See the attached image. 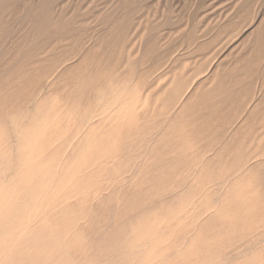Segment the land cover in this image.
I'll list each match as a JSON object with an SVG mask.
<instances>
[{
  "label": "rangeland",
  "instance_id": "374dc122",
  "mask_svg": "<svg viewBox=\"0 0 264 264\" xmlns=\"http://www.w3.org/2000/svg\"><path fill=\"white\" fill-rule=\"evenodd\" d=\"M262 28L264 0H0V188L5 192L0 191V247L6 248H0V264H131L140 252L138 264H146L145 257L147 264H264V44L253 43ZM17 152L31 159L24 161ZM34 202L39 210L32 207ZM141 205H150V213ZM33 208L39 213L29 220ZM167 209L176 216L162 222L171 216ZM98 214L101 220L95 224ZM148 215L155 221L141 228L139 222ZM114 218L121 222H112ZM52 222L62 237L60 230L73 228L67 231L71 234L63 231L65 244L53 234ZM151 222L167 228L159 233ZM133 223L142 232L137 236L146 230L150 234L137 239ZM4 229L14 235H5ZM36 232L44 234L39 238ZM101 235L118 245L108 239L102 243ZM135 237L140 242L131 240ZM176 241L181 243L174 245ZM157 247L162 251H157L158 258ZM16 250L17 256L24 252L19 261L14 260ZM4 257L10 261L5 263ZM62 257L66 259L59 261Z\"/></svg>",
  "mask_w": 264,
  "mask_h": 264
},
{
  "label": "bare ground",
  "instance_id": "6f19581e",
  "mask_svg": "<svg viewBox=\"0 0 264 264\" xmlns=\"http://www.w3.org/2000/svg\"><path fill=\"white\" fill-rule=\"evenodd\" d=\"M33 34H34V33H33ZM108 44H109V43H108ZM155 60H156V59H155ZM42 62H43V61H42ZM55 66H56V65H55ZM51 69H52V66H51ZM52 71H53V70H52ZM58 71H59V70H58ZM57 75H58V74H57ZM87 76H89V75H87ZM53 78H54V77H53ZM85 82H86V80H85ZM91 83H92V82H91ZM48 84H49V83H48ZM82 85H83V84H82ZM86 86H87V84H86ZM92 86H93V85H92ZM45 88H47V87L45 86ZM43 90H44V89H43ZM43 90H42V91H43ZM45 90H46V89H45ZM103 92H104V91H103ZM106 93H107V92H106ZM79 95H80V94H79ZM0 96H1V95H0ZM85 96H86V95H85ZM107 96H108V95H107ZM115 96H116V95H115ZM117 96H118V95H117ZM112 97H113V96H112ZM40 98H41V97H40ZM37 99H39V98H37ZM110 99H111V98H110ZM34 100H35V99H34ZM54 100H55V99H54ZM80 100H81V99H80ZM101 100H102V99H101ZM36 101H37V100H36ZM95 101H96V100H95ZM34 102H35V101H34ZM47 103H48V102H47ZM103 103H104V102H103ZM106 103H108V102H106ZM45 104H46V103H45ZM33 105H34V104H33ZM31 106H32V105H31ZM31 106H30V107H31ZM90 106H91V105H90ZM33 107H35V106H33ZM91 107H92V106H91ZM103 107H105V106H103ZM103 107H102V108H103ZM41 108H42V107H39V109H41ZM95 108H96V107H95ZM37 110H38V109H37ZM47 110H48V109H47ZM28 111H29V110H28ZM28 111L26 112V114L29 113ZM30 111H31V110H30ZM34 111H35V110H34ZM76 111H77V110H76ZM105 111H106V110H105ZM79 112H81V111H79ZM101 112H102V111H101ZM21 113H22V112H21ZM37 113H38V112H37ZM43 113H44V112H43ZM81 113H82V112H81ZM26 114H25V115H26ZM22 115H23V114H22ZM105 115H106V114H105ZM15 116H16V114H15ZM43 116H44V114H43ZM80 116H81V115H80ZM82 116H83V115H82ZM88 116H89V115H88ZM13 117H14V116H13ZM18 117H19V116H18ZM27 117H29V116H27ZM83 117H84V116H83ZM89 117H90V116H89ZM16 118H17V116H16ZM24 118H25V116H24ZM43 118H45V117H43ZM46 118H47V117H46ZM75 118H76V116H74L73 119H75ZM14 119H15V117H14ZM21 119H22V118H21ZM29 119H30V118H29ZM41 119H42V118H41ZM83 119L86 120L85 117H84ZM99 119H100V118H99ZM106 119H107V118H106ZM106 119H105V120H106ZM15 120L17 121V120H19V118H18V119H15ZM15 120H14V123H15ZM25 120H26V119H25ZM4 121H5V120H4ZM22 121H23V120H22ZM41 121H44V119H42ZM82 121H84V120H82ZM89 121H90V120L88 119V121H86V124L89 123ZM93 121H94V120H93ZM100 121H101V120H100ZM19 122H21V121H19ZM79 122H80V121H79ZM10 123H11V122H10ZM23 123H24V122H23ZM81 123H82V122H81ZM84 123H85V122H84ZM15 124H16V123H15ZM89 124H90V123H89ZM12 125H13V124H12ZM12 125H11V126H12ZM19 125H20V124H19ZM23 125H24V124H23ZM84 125H85V124H84ZM101 125H102V124H101ZM14 126H15V125H14ZM16 126H17V125H16ZM85 126H86V125H85ZM87 126H88V125H87ZM99 126H100V125H99ZM20 127L22 128V126H20ZM15 128H16V127H15ZM21 128H20V129H21ZM23 128H24V126H23ZM23 128H22V130L25 131ZM0 130H1V128H0ZM2 130H3V129H2ZM13 131H14V130H13ZM15 132H16V130H15ZM20 132H21V131H20ZM39 132H40V131H39ZM41 132H42V130H41ZM81 132H84V130L81 131ZM17 133H18V129H17ZM0 134H1V132H0ZM82 134L84 135V133H82ZM20 135H21V134H20ZM31 135L33 136V134H31ZM1 136H2V135H1ZM17 137H19V136L17 135ZM27 137H28V136H27ZM9 138H10V137H9ZM15 138H16V137H15ZM22 138H23V137H22ZM25 138H26V137H25ZM32 138H33V137H32ZM77 139H78V138H77ZM77 139H75V140L77 141ZM86 140H87V139H86ZM90 140H91V139H90ZM6 141H7V140H6ZM21 141H22V140H21ZM88 141H89V139H88ZM88 141H86V142L88 143ZM0 142H1V141H0ZM8 142H10V140H9ZM12 142H13V141H12ZM15 142H17V141H15ZM27 142H29V141H26V143H27ZM45 142H46V141H45ZM62 142H63V141H62ZM89 142H90V141H89ZM18 143H19V142H18ZM87 143H86L85 145H87ZM1 144H2V143H1ZM3 144H4V143H3ZM3 144H2V145H3ZM14 144H15V143H14ZM14 144H13V145H14ZM27 144H28V143H27ZM29 144H31V143L29 142ZM88 144H89V143H88ZM2 145H1V146H2ZM9 145H10L9 147H11V143H9ZM15 145L19 146L18 144H15ZM15 145H14V146H15ZM72 145H74V144L72 143ZM72 145H71V146H72ZM75 145H76V144H75ZM26 146H27V145H26ZM7 147H8V146H7ZM7 147H6V150H7ZM19 147H20V146H19ZM72 147H75V146H72ZM72 147H70V150H72ZM87 147H88V146H87ZM108 147H109V146H108ZM0 148H1V147H0ZM14 148H15V147H14ZM10 149H12V148H10ZM10 149H9V150H10ZM15 149H16V148H15ZM20 149H21V148H20ZM24 149H25V148H24ZM29 149H30V148H29ZM2 150H4V149H2ZM6 150H4V152H5ZM79 150H80V149H79ZM15 151H16V150H15ZM19 151L21 152V150H19ZM1 152H3V151H1ZM6 152H7V151H6ZM68 152H69V151H68ZM22 153H23V150H22ZM22 153L17 152V154H20L19 156H22V155H21ZM66 153H67V152H66ZM66 153H65V156H66ZM27 154H28V153H26V155H25L26 157H27ZM92 154H93V153H92ZM9 155H10V154H9ZM28 155H29V154H28ZM70 155H71V154H70ZM6 156H7V155H6ZM16 156H17V155H16ZM19 156H18V157H19ZM25 156H22V157L24 158ZM103 156H104V155H103ZM103 156H102V157H103ZM0 157H1V156H0ZM4 157H5V156H4ZM8 157H9V156H8ZM26 157L24 158V161H25V159H26L27 161H28L29 159H31V158L27 159ZM29 157H30V156H29ZM62 157L64 158L63 155H62ZM188 157H189V156H188ZM9 158H10V157H9ZM9 158H7L6 162L9 161ZM19 158H20V157H19ZM76 158H77V156H76ZM107 158H108V157H107ZM121 158H122V157H121ZM0 159H2V158H0ZM68 159H69V158H68ZM119 159H120V158H119ZM18 160H19V159H18ZM62 160H63V163H64V160H65V159H62ZM62 160H61V161H62ZM20 161H21V158H20ZM22 161H23V160H22ZM22 161H21V162H22ZM101 161H103V160H101ZM120 161H121V160H120ZM203 161H204V160H203ZM6 162H5V163H6ZM18 162H19V161H18ZM21 162L19 163V165L21 164ZM29 162H30V161H29ZM74 162H75V160H74ZM93 162H94V161H93ZM103 162H104V161H103ZM103 162H102V163H103ZM204 162H205V161H204ZM8 163H11V162L9 161ZM25 163H27V162H25ZM61 163H62V162H61ZM63 163H62V164H63ZM102 163H101V164H102ZM105 163H106V158H105ZM120 163H121V162H120ZM164 163H165V162H164ZM199 163H200V162H199ZM202 163H203V162H202ZM59 164H60V163H59ZM103 164H104V163H103ZM107 164H109V161H108ZM118 164H119V162H118ZM152 164H153V163H152ZM159 164H161V162H160ZM165 164H166V163H165ZM168 164L170 165V163H168ZM8 165H9V164H8ZM60 165H61V164H60ZM60 165H59V166H60ZM63 165H64V164H63ZM155 165H156V164H155ZM22 166H23V163H22ZM74 166H75V165H74ZM153 166H154V165H153ZM157 166L159 167L158 164L156 165V167H155V166H154V167L157 168ZM10 167H11V166H10ZM90 167H92V165H91ZM3 168H4V167H3ZM27 168H28V167H27ZM96 168H97V164H96ZM96 168H95V170H97ZM98 168H99V167H98ZM166 168H168V166H167ZM23 169H24V168H23ZM4 170H5V169H4ZM42 170H43V169H42ZM95 170H94V171H95ZM0 171H2V170H0ZM18 171H19V170H18ZM18 171H17V172H18ZM20 171H22V170H20ZM58 171L61 172L60 168H58ZM58 171H57V173H58ZM156 171H157V170H156ZM165 171L168 172L167 170H165ZM17 172H16V173H17ZM162 172H163V171H162ZM173 172H174V171H173ZM173 172H172V173H173ZM9 173H10V172H9ZM11 173H13V172H11ZM20 173H21V172H19V174L17 173V175L20 176ZM92 173H93V172H92ZM95 173H96V172H95ZM153 173H155V172H153ZM163 173H165V172H163ZM170 173H171V172H170ZM174 173H175V172H174ZM0 174H1V173H0ZM13 174H14V173H13ZM59 174H60V173H59ZM89 174H90V173H89ZM93 174H94V173H93ZM157 174H158V173H157ZM168 174H169V173H168ZM14 175H15V174H14ZM94 175H95V174H94ZM10 176H11V175H10ZM30 176H31V175H30ZM0 177H1L0 179H3V176H0ZM25 177H26V176H25ZM37 177H38V176H37ZM60 177H61V176H60ZM11 178H12V177H11ZM26 178H27V177H26ZM41 178H42V176H41ZM56 178H57V176L55 177V179H56ZM17 179H18V177H17ZM39 179H40V177H39ZM48 179H49V178H48ZM55 179H53V180H54V181H53V182H54L53 184H55ZM92 179H93V178H92ZM165 179H166V178H165ZM20 180H21V178L19 179V181H20ZM22 180H23V177H22ZM40 180H42V179H40ZM40 180H39V181H40ZM45 180H46V179H45ZM45 180H42V181L44 182ZM63 180H64V178H63ZM153 180H154V179H153ZM169 180H170V179H169ZM1 181H2V180H1ZM1 181H0V182H1ZM25 181H26V180H25ZM25 181H24V182H25ZM42 181H41V183H42ZM71 181H72V180H71ZM151 181H152V180H151ZM151 181H150V182H151ZM157 181H158V180H157ZM8 182H9V181H7V183H8ZM50 182H51V181H50ZM74 182H75V181H74ZM162 182H163V181H162ZM162 182H161V183H162ZM28 183H29V182H28ZM60 183H61V181H60ZM65 183H66V182H65ZM96 183H97V182H96ZM96 183H95V184H96ZM13 184H14V183H13ZM39 184H40V183H39ZM44 184H45V183H44ZM44 184H43V186H45ZM50 184H52V183H50ZM66 184H67V183H66ZM154 184H155V183H154ZM46 185H48V184H46ZM149 185H150V184H149ZM149 185H147V188L150 187ZM158 185H159V184H158ZM178 185H179V184H178ZM182 185H183V184H182ZM19 186H20V185H19ZM43 186L39 185V187H43ZM151 186H152V185H151ZM154 186H156V185H154ZM183 186H186V185L184 184ZM52 187H53V186H52ZM174 187H175V186H174ZM186 187H187V186H186ZM1 188H2V187H1ZM1 188H0V191H2V193L5 194V192L3 191L4 189L2 188V190H1ZM31 188H32V187H31ZM44 188H45V187H44ZM46 188H47V186H46ZM147 188H146V189H147ZM176 188H177V187H176ZM17 189H18V188H17ZM25 189H26V188H25ZM25 189H24V190H25ZM50 189H51V188H50ZM50 189L48 188V190H47V189H46V190H43V191H42V194L46 193V191H49ZM148 189H150V188H148ZM154 189H155V187H154ZM160 189H162V188H157L158 191H159ZM164 189H165V188H164ZM174 189H175V188H174ZM183 189H184V188H183ZM36 190H38V189H36ZM36 190H35V191L33 190L35 196H36ZM59 190H60V189H59ZM155 190H156V189H155ZM155 190H152L153 193H156ZM178 190H179V189L177 188V191H178ZM185 190H187V189L185 188ZM28 191H30V190H28ZM28 191H27V192H28ZM44 191H45V192H44ZM74 191H75V190H74ZM161 191L164 192L163 190H161ZM161 191H160V192H161ZM19 192H20V191H19ZM30 192H31V191H30ZM37 192H38V191H37ZM49 192H50V191H49ZM84 192H85V191H84ZM90 192H92V191H90ZM148 192H151V190L148 191ZM165 192H166V191H165ZM172 192H173V191H172ZM172 192H170V193L172 194ZM15 193H16V192H15ZM22 193H23V192H22ZM32 193H33V192H31V194H32ZM40 193H41V192H40ZM47 193H48V192H47ZM174 193H177L176 190H175ZM174 193H173V195H174ZM42 194H40L41 198H42ZM54 194H55V193H54ZM85 194H86V193H85ZM160 194H161V193H160ZM162 194H163V193H162ZM162 194H161V195H162ZM171 194H170V195H171ZM185 194H186V193H185ZM2 195H3V194L0 193L1 198H2ZM29 195H30V194H29ZM29 195H28V196H29ZM38 195H39V192H38L37 196H38ZM156 195H158V194H156ZM176 195H180V194H176ZM5 196H6V195H4V197H5ZM30 196H31V195H30ZM30 196H29V198H30L29 200H31V197H30ZM32 196H34V195H32ZM45 196H47V194H45ZM45 196H43L44 199H45ZM48 196H49V195H48ZM50 196H51V195H50ZM166 196H167V195H166ZM168 196H169V195H168ZM182 196H183V195H181V197H182ZM200 196H201V195H200ZM203 196H204V195H203ZM142 197H143V196H142ZM142 197H141V198H142ZM162 197H163V195H162ZM173 197H176V196H173ZM173 197H171L170 200H171ZM181 197H180V198H181ZM193 197H194V196H193ZM5 198H7V197H5ZM14 198H15V197H14ZM17 198H18V197H17ZM35 198H37V197H35ZM35 198H32V199H35ZM49 198H50V197H49ZM146 198H147V197H146ZM163 198H166V197H163ZM182 198H183V197H182ZM182 198H181V199H182ZM184 198H185V201L188 200V199H186V198H188V197H185V196H184ZM184 198H183V200H184ZM18 199H19V198H18ZM20 199H21V197H20ZM22 199H23V198H22ZM39 199H40V198H39ZM160 199H161V197H160ZM181 199H179V200H180V201H183V200H181ZM192 199H193V198H192ZM29 200L26 199V200H24V201H27L26 203L28 204V203H29V202H28ZM41 200H42V199H41ZM124 200H125V199H124ZM166 200H167V199H166ZM166 200H164V201H166ZM168 200H169V199H168ZM193 200H194V199H193ZM193 200H191V201H193ZM218 200H219V198H218ZM21 201H22V200H21ZM31 201H32V200H31ZM33 201H34V200H33ZM33 201H32V203H33ZM35 201H38V200H35ZM39 201H40V200H39ZM39 201H38V202H39ZM134 201H135V200H134ZM161 201H162V200H161ZM191 201H189V202H191ZM38 202H34V204L32 205V207L35 208V206H36V207H38V210H39L41 207L35 205V203L38 204ZM61 202H62V201H61ZM138 202H139V201H138ZM141 202H142V201H140L139 203H141ZM189 202H188V203H189ZM196 202L198 203V201H196ZM14 203H15V202H14ZM122 203H123V202H122ZM177 203H178V204L180 203V205H181V204L184 203V202H182V203H181V202H177ZM193 203H194V202H193ZM206 203H207V200L205 201V204H206ZM21 204H23V203L20 202V205H21ZM24 204H25V203H24ZM24 204H23V206H24ZM141 204H142V203H141ZM178 204H176V205H178ZM16 205H17V202H16ZM60 205H62V204H60ZM75 205H76V204H75ZM103 205H104V204H103ZM121 205H122V204H121ZM135 205H136V204H135ZM135 205H133V206H135ZM184 205H185V203H184ZM184 205H183V206H184ZM187 205H188V204H187ZM190 205H192V203H190ZM209 205H210V204H209ZM1 206H2V205H1ZM10 206H11V205H10ZM10 206H9V207H10ZM141 206H142V205H141ZM185 206H186V205H185ZM185 206H184V209H186ZM196 206H197V205H195V206H193V207L196 208ZM198 206H199V205H198ZM3 207H4V205H3ZM18 207H20V206H18ZM21 207H22V206H21ZM21 207H20V208H21ZM29 207H30V205H29ZM122 207H123V206H122ZM142 207L146 208L145 206H142ZM149 207H150V205H149ZM149 207L147 206V208H149ZM152 207H153V206H152ZM177 207L179 208L180 206H177ZM186 207H188V206H186ZM189 207H190V206H189ZM6 208H8V207H6ZM6 208H4V209H6ZM22 208H27V209H24V210H25L24 212H25V214H26V213H27L26 210H28L29 208L27 207V205H25V207H22ZM22 208H21V209H22ZM34 208H33V210H34L35 213L32 214V213H33V212H32L30 217H29L30 214H28V216H27V217H29V220H31L32 215H35V214H38V213H39V212L37 213V212L35 211V210H37V208H36V209H34ZM80 208H81V207H80ZM147 208H146V211L148 210ZM153 208H154V207H153ZM153 208H151V209H153ZM194 208H193V210H194ZM31 209H32V208H31ZM85 209L88 210L89 207H88V208H85ZM125 209H126V208H125ZM151 209H150V210H151ZM176 209H177V208H175V210H176ZM180 209H182V206H181ZM187 209H188V208H187ZM197 209H198V208H197ZM199 209H200V208H199ZM204 209H206V208H204ZM11 210H12V209H11ZM14 210H15V208H14ZM17 210H18V209H17ZM79 210H80V209H79ZM89 210H90V209H89ZM99 210H102V209H99ZM99 210H98V211H99ZM120 210H121V209H120ZM126 210H127V209H126ZM169 210H170V209H169ZM169 210L167 209V212H168ZM190 210H192V209H190ZM193 210H192V211H193ZM202 210H203V209H202ZM224 210H225V209H224ZM20 211H22V210H20ZM51 211H52V209H51ZM58 211H59V210H58ZM80 211H81V210H80ZM98 211H97V212H98ZM128 211H129V210H127V212H128ZM138 211H139L138 209H137V211L134 210V214H135V212H138ZM140 211L142 212L143 210H140ZM144 211H145V210H144ZM151 211L153 212V210H151ZM177 211H178V210H177ZM177 211H176L175 213H176V214H177V213L179 214V212H180L181 210H179V212H177ZM186 211H188V210H186ZM196 211H197V210H196ZM226 211H227V210H226ZM14 212L16 213V211H14ZM22 212H23V211H22ZM52 212H53V211H52ZM78 212H79V211H78ZM97 212H96V213H97ZM100 212H101V211H100ZM104 212H105V211H104ZM147 212H149V211H147ZM164 212H165V214L167 213L166 210H164ZM164 212H163V214H164ZM181 212H182V211H181ZM184 212H185V211H184ZM200 212H201V214H202V211H200ZM200 212H196V213H199V214L197 215L198 218H199V215H201ZM3 213H4V212H3ZM9 213H10V211H9ZM17 213H18V211H17ZM29 213H30V211H29ZM40 213H41V212H40ZM48 213H50V212H48ZM101 213H103V212H101ZM123 213H124V212H123ZM138 213H139V212H138ZM138 213H137V214H138ZM149 213H150V212H149ZM189 213H190V211H189ZM196 213H195V214H196ZM203 213H204V212H203ZM205 213H206V212H205ZM227 213H228V212H227ZM229 213H230V210H229ZM25 214H24V215H25ZM42 214H43V212H42ZM92 214H93V213H92ZM103 214H105V213H103ZM127 214H128V213H127ZM134 214H132V215H134ZM137 214H136V215H137ZM143 214H144V212H142L141 215H143ZM145 214H146V213H145ZM145 214H144V216H145ZM160 214H161V212H160ZM163 214L161 215V218H160V219H157V221L162 219ZM165 214H164V215H165ZM168 214H169V212H168ZM170 214H171V216L166 215L165 218H163L161 221L164 222L165 219H168V217L176 216L175 214L172 216L173 211H172V213H171V210H170ZM7 215H9V214L7 213ZM7 215H6V216H7ZM10 215H11V214H10ZM10 215H9V216H10ZM14 215H15V214H14ZM20 215H21V213H20ZM40 215H41V214H40ZM40 215H39V216H40ZM56 215H58V213H57ZM62 215H63V214H62ZM93 215H96V214L94 213ZM93 215H92L91 217H94ZM107 215H108V214L106 213L105 216H107ZM113 215H114V214H113ZM117 215H118V214H117ZM151 215H154V213H153V214L151 213ZM156 215H157V214H156ZM202 215H204V214H202ZM202 215H201V216H202ZM224 215H225V214H224ZM21 216H23V215H21ZM35 216H37V215H35ZM35 216H34V217H35ZM48 216H49V215H48ZM101 216H102V215H101ZM119 216L122 217V215H119ZM148 216H149V215H148ZM10 217H11V216H10ZM15 217H16V215H15ZM24 217H26V215H25ZM52 217H53V216H52ZM64 217H65V216H64ZM117 217H118V216H117ZM128 217H129V216L127 215V218H128ZM133 217H134V216H132V218H133ZM139 217H140V216H139ZM146 217H147V216H146ZM166 217H167V218H166ZM19 218H20V217H19V215H18V219H19ZM21 218H22V217H21ZM21 218H20V219H21ZM37 218H38V217H37ZM37 218H36V219H37ZM45 218H46V216H45ZM71 218H72V217H71ZM95 218H96V217H95ZM99 218H100V220H101V217H100L99 214H98V217H97V218L95 219V221H94L95 224H96V221H99V220H98ZM102 218H104V216H102ZM118 218H119V217H118ZM118 218H114V220H112V222L118 220ZM123 218H124V216H123ZM123 218H119V219H122V220H123ZM137 218H138V217H137ZM137 218H136V219H137ZM144 218H145V217H144ZM147 218H148V217H147ZM147 218L145 219V220H147V221H145V220L143 219V216H142V219H143L144 221L141 220V222H139V226L141 225V228H142L143 225L146 224L148 221H149V223H150V221H153V220H154L153 218L156 219V217H152V216H151V218H152L153 220L150 219V216H149L148 219H147ZM196 218H197V217H196ZM196 218H195V219H196ZM203 218H204V217H203ZM4 219H5V218H4ZM10 219H11V218H10ZM12 219H13V218H12ZM59 219H60V217H59ZM73 219H74V218H73ZM73 219H71V220L73 221ZM90 219H91V218H90ZM136 219H135V220H136ZM149 219H150V220H149ZM171 219H172V218H171ZM173 219H177V218L174 217ZM195 219H194V220H195ZM200 219L202 220L201 217L199 218V220H200ZM204 219H206V218H204ZM204 219H203V220H204ZM0 220H1V219H0ZM5 220H6V219H5ZM23 220L25 221L26 219L23 218ZM41 220H42V219H41ZM57 220H58V219H57ZM57 220H56V221H57ZM61 220H62L61 222L58 221L59 224L62 223L64 219H61ZM93 220H94V219H92L91 221H93ZM107 220H108V217H107ZM127 220H128V219H127ZM127 220H126V221H127ZM131 220H132V219H131ZM139 220H140V219H139ZM139 220H138V221H139ZM163 220H164V221H163ZM177 220H178V219H177ZM201 220H200V221H201ZM17 221H18V220H17ZM51 221H52V220H51ZM66 221H67V219H66ZM74 221H75V220H74ZM79 221H81V220H79ZM103 221L106 222V219H105V220L103 219ZM109 221H110V220H109ZM119 221H120V220H118V222H119ZM154 221H155V220H154ZM161 221H159V222H161ZM169 221H170V220H169ZM169 221H168V222H169ZM171 221H174V220H171ZM195 221H196V220H195ZM6 222H7V221H6ZM8 222H9V221H8ZM8 222H7V224H8ZM10 222H11V221H10ZM12 222H13V221H12ZM14 222H16V221H14ZM20 222H22V220H21ZM29 222H30V221H29ZM45 222H46V221H45ZM68 222H69V221H68ZM99 222H100V221H99ZM118 222H117V223H118ZM120 222H121V221H120ZM132 222H134V220H133ZM132 222H131V224H132ZM144 222H145V223H144ZM162 222H161V223H162ZM196 222H197V221H196ZM202 222H203V221H202ZM18 223H19V221H18ZM30 223H31V222H30ZM38 223H39V222H38ZM54 223H55V222H54ZM54 223L52 222V224H50L51 227H52V225H53ZM63 223H64V222H63ZM63 223H62V224H63ZM91 223H92V226L95 227V225H93V222H91ZM91 223H90V221H89V224H90V225H91ZM102 223H103V222H102ZM117 223H114V224H117ZM129 223H130V222H129ZM134 223H135V222H134ZM134 223H133V224H134ZM137 223H138V222H137ZM142 223H143V225H142ZM149 223H148V225H149ZM166 223H167V222H166ZM11 224H12V223H11ZM11 224H9V225H11ZM20 224H21V223H20ZM20 224H19V227H20V226L22 227V224H23V223H22L21 225H20ZM45 224H46V223H45ZM45 224H44V225H45ZM70 224H71V223H69V225H70ZM89 224H88L87 226H90ZM98 224L100 225L101 223H98ZM103 224H104V223H103ZM103 224H102V225H103ZM106 224L108 225V223H106ZM106 224H105V225H106ZM114 224H113V226L115 227ZM119 224H120V223H119ZM119 224H118V225H119ZM131 224H130V226H132V227L135 226V224H134V225H131ZM152 224H153V223L151 222L150 227L152 226V229H156V228H153V227H154V226L157 227V225H152ZM55 225H56V224H55ZM69 225H68V226H69ZM107 225H106V227H107ZM125 225H126V223L124 224V226H125ZM137 225H138V224H137ZM137 225H136V226H137ZM146 225H147V224H146ZM146 225H144V228H147ZM13 226H14V225L12 224V225H11V229L13 228ZM38 226H39V225H38ZM56 226H58V225H56ZM56 226L54 227V225H53V227L55 228V229L52 230V232H54L53 234H56V233L59 232V231H58V232H55V231H54V230H56ZM59 226H60V225H59ZM103 226H104V225H103ZM113 226H112V227H113ZM119 226H120V227L117 226V228L121 229V228H122V224L119 225ZM136 226L134 227V230H133L132 228H131V229L129 228V229L131 230V232H132V230H133V232L135 231V234H136V235H134V236H137L138 233H142L141 231L139 232V230H138L139 228H137L138 226H137V227H136ZM195 226H196V225H195ZM195 226H193V227H195ZM29 227H30V226H29ZM29 227H28V228H29ZM44 227H45V226H44ZM60 227H61V226H60ZM60 227H59V229H62V228H60ZM62 227H63V229H64V225H63ZM70 227H71V226H69V228H70ZM96 227H97V225H96ZM96 227H95V230H96ZM114 227H113V229H114ZM127 227H128V225H126V227H124V228H125L124 230H126ZM165 227L167 228V226H165ZM165 227H164V228H165ZM172 227H173V226H172ZM193 227H192V228H193ZM0 228H1V227H0ZM22 228H23V227H22ZM22 228H20V229H22ZM42 228H43V227H42ZM48 228H49V230H48V232H49L51 228H50L49 226H48ZM48 228H47V229H48ZM67 228H68V227H67ZM67 228H66V229H67ZM91 228H92V227H90V229H91ZM97 228H98V227H97ZM100 228H101V226H100ZM110 228H111V226H110ZM136 228H137V229H136ZM148 228H149V226H148ZM157 228H158V227H157ZM164 228H158L159 233H161L159 229H164ZM177 228H178V227H177ZM2 229H3V228H2ZM2 229H1V230H2ZM17 229H18V228H17ZM17 229H16V230H17ZM20 229H18V230H20ZM37 229H41V228L38 227V228H36V230H37ZM66 229H64V230H66ZM103 229L106 231V230H108L109 228H107V229H106V228H103ZM119 229H118V230H119ZM127 229H128V228H127ZM149 229L152 231L151 228H149ZM149 229H148V230H149ZM195 229H196V228H195ZM199 229H200V228H199ZM199 229H198V230H199ZM4 230H5V229H4ZM4 230H3V232H4ZM12 230H13V229H12ZM16 230L14 229L15 232H16ZM64 230H60V232L62 231L61 233H62L63 237L66 236V234H71V233H69V232H72V231H73V228H72V231H71V230L69 231V230L67 229L66 232H67V231H69V232H67L66 234L64 233L65 235L63 234V231H64ZM84 230H85V228H84ZM98 230H100V229L98 228L96 233H98ZM110 230L112 231V228H111ZM118 230L116 229V231H118ZM122 230H123V228H122ZM141 230H142V229H141ZM144 230H146V229H144ZM156 230H157V229H156ZM198 230H197V231H198ZM5 231H6V230H5ZM9 231L11 232L10 229H7L5 235H6V234H7V235L9 234V236L12 237V235H14V234L10 235V232H9ZM39 231H40V230H39ZM41 231H43V229H42ZM92 231H93V228H92ZM105 231H104V232H105ZM113 231H114V230H113ZM146 231H147V230H146ZM146 231H145V233H146ZM158 231H157V232H158ZM195 231H196V230H195ZM8 232H9V233H8ZM33 232H34V230H33ZM45 232H46V231H45ZM89 232H90V231H89ZM104 232H103V230H102V233H104ZM121 232H122V231H121ZM124 232H125V231H124ZM126 232H127V233H124L125 235L122 236L124 239H126L125 236L128 235V231H126ZM129 232H130V231H129ZM131 232H130V233H131ZM137 232H138V233H137ZM190 232H194V228H193V231H190ZM1 233H2V232H1ZM11 233H12V232H11ZM21 233H22V232H20V234H21ZM28 233H29V232H28ZM41 233H42V232H41ZM46 233H47V232H46ZM50 233H51V232H50ZM76 233H77V232H76ZM79 233H80V232H79ZM92 233H93V232H92ZM102 233H101V234H102ZM106 233L109 235V233H111V232L109 231V232H106ZM115 233H117V235L115 234V236L118 237V236H119V235H118L119 233H118V232H115ZM122 233H123V232H122ZM130 233H129V234H130ZM145 233H143V235L140 236V237L143 238L144 235L147 236L148 234H150V233H148V234H147V233L145 234ZM2 234H3V233H2ZM16 234H17V232H16ZM36 234H37V232H36L35 234H33V235L36 236ZM42 234H44V232H43ZM42 234H41V236H40L39 234H37V235H38L39 238H40V237H42ZM58 234H59V233H58ZM58 234H56L55 236L57 237V236L60 235V234H59V235H58ZM74 234H75V233H74ZM113 234H114V233H113ZM120 234H121V233H120ZM132 234H133V233H132ZM156 234H157V233H156ZM197 234H198V232H197ZM3 235H4V234H3ZM5 235H4V236H5ZM23 235H25V234H22V235H20V236H22V238L24 239ZM27 235H28V234L26 233V236H27ZM33 235H32V236H33ZM108 235H107V236H108ZM138 235H139V234H138ZM0 236H1V235H0ZM15 236H16V235H15ZM26 236H25V237H26ZM46 236H49V235H46ZM72 236H73V235H72ZM72 236H71V238H72ZM89 236H90V234L88 233V237H89ZM92 236H94V235H92ZM95 236H97V235H95ZM101 236H103L104 238L101 237V240L98 239L99 241H101V242L103 241V242H104V240L106 241V240L108 239V242H109V239H110L109 236H108V238H107V236H104V235H101ZM113 236H114V235H113ZM187 236H188V234H187ZM187 236H186V238H189V237H187ZM198 236H199V235H198ZM203 236H204V235H203ZM5 237H6V236H5ZM28 237H29V235H28ZM52 237L54 238V236H52ZM56 237H55V239H56ZM61 237H62V236L60 235V243L63 242V243L65 244V242L63 241V237H62V240H61ZM75 237H76V236H75ZM75 237H74V238H75ZM88 237H86L87 240H88ZM116 237H115V239H116ZM122 237H121V238H122ZM140 237L137 236V239H139ZM153 237H154V236H153ZM157 237H158V236H157ZM160 237H161V236H160ZM190 237H191V236H190ZM199 237H200V236H199ZM15 238H16V237H15ZM15 238H14L13 240H15ZM22 238H21V239H22ZM50 238H51V236H50ZM50 238H47V239H50ZM57 238H58V237H57ZM64 238H65V237H64ZM67 238H68V237H67ZM71 238H70V239H71ZM93 238H95V237H93ZM102 238H103V240H102ZM144 238H145V237H144ZM158 238H159V237H158ZM203 238H205V237H203ZM1 239H3V240H4L3 243L6 244V243H5L6 240L4 239V237L1 238ZM9 239H10V238H9ZM21 239H20V240H21ZM23 239H22V240H23ZM26 239H27V237H26ZM35 239H36V241H37V238H35ZM51 239H52V238H51ZM82 239H84V238H82ZM117 239H118V238H117ZM132 239H133V240L135 239V241L137 240L136 237H135V238H131V240H132ZM149 239H150V238H149ZM10 240H11V239H10ZM17 240H19L18 237H17ZM17 240H15V241H17ZM28 240H29V239H28ZM28 240L25 241V239H24L23 242L25 241V243H27ZM30 240H31V238H30ZM57 240H59V238H58ZM72 240H73V239H72ZM113 240H114V238H112V240H110V242L113 241ZM152 240H153V239H152ZM152 240H151V241H148V242L150 243V245H149L148 243H146V244L149 245V246H152L151 244L153 243V241H154V240H157V239H155V237H154V240H153V241H152ZM204 240H205V239H204ZM40 241H41V240H40ZM53 241H54V240H53ZM68 241H70V240H68ZM73 241H74V240H73ZM78 241H79V240H78ZM84 241H85V240H84ZM91 241H93V240H91ZM99 241H98V243H99ZM114 241H115V240H114ZM114 241H113V243H111V244H112V245H118V243H117V244L115 243V242H117V241H115V242H114ZM125 241H127V240H125ZM135 241L133 242V245H135V244H134ZM138 241L140 242V240H138ZM138 241H136V242H138ZM213 241H214V240H213ZM0 242H1V241H0ZM11 242H12V241H11ZM11 242H10L9 244H14V243H16V242L11 243ZM21 242H22V241H21ZM29 242H30V241H29ZM29 242H28V243H29ZM37 242H39V240H38ZM44 242H45V241H44ZM49 242H51L50 245H52V246L56 245V244H52V241H48L47 244H49ZM82 242H83V241H82ZM103 242H102V243H103ZM106 242H107V241H106ZM108 242H107V243H108ZM110 242H109V244H110ZM141 242H142V240H141ZM151 242H152V243H151ZM178 242L181 243V241H178ZM178 242L176 241L174 245H176ZM202 242H203V241H202ZM202 242H200V243H202ZM205 242H206V241H205ZM3 243H2V244H3ZM7 243H8V241H7ZM33 243H36V242L34 241ZM40 243H41V242H40ZM40 243H37V246H39L38 244H40ZM56 243H57V242H56ZM58 243H59V241H58ZM66 243H67V242H66ZM72 243H73V242H72ZM76 243H78L77 240H76ZM79 243H81V241H80ZM98 243H97V244H98ZM102 243H101V244H102ZM104 243H105V242H104ZM114 243H115V244H114ZM122 243H123V242H122ZM184 243H185V242H184ZM197 243L200 244L198 241H197ZM197 243H195V244H197ZM16 244L18 245V247L20 246V244H18V243H16ZM29 244H30V243H29ZM47 244H46V245H47ZM64 244H61V245H64ZM69 244H70V243H69ZM69 244H68V245H69ZM85 244H86V243H85ZM97 244L95 243L96 246H97ZM99 244H100V243H99ZM99 244H98V245H99ZM109 244H107V245H109ZM120 244H121V243H120ZM120 244H119V248L117 249L118 251H120V247H121ZM153 244H154V243H153ZM185 244H187V243H185ZM185 244H184V245H185ZM6 245H7V244H6ZM17 245H16V247H17ZM21 245L23 246V245H25V244H21ZM35 245H36V244H35ZM41 245H43V244H41ZM41 245H40V247H41ZM46 245H45V247H46ZM57 245H58V244H57ZM57 245H56V246H57ZM68 245H67V246H68ZM91 245H92V244H91ZM102 245H103V244H102ZM102 245H101V246H102ZM112 245H111V247L113 248ZM130 245H132V244H130ZM130 245H129V246H130ZM155 245H156V244H155ZM184 245H182V246H184ZM205 245H206V243H205ZM25 246H26V245H25ZM33 246H34V245H33ZM37 246H36V247H37ZM64 246H65V245H64ZM73 246H74V245H73ZM79 246H80V245H79ZM81 246H82V245H81ZM104 246H106V245L104 244ZM104 246H103V247H104ZM109 246H110V245H109ZM109 246H108V248H110ZM138 246H139V245H138ZM138 246H137V248H138ZM13 247H15V246H13ZM40 247H37V248L39 249ZM47 247H48V246H47ZM59 247H60V245H59ZM90 247H91V246H90ZM98 247H100V245H99ZM98 247H96V249H97ZM103 247H102V249H104ZM130 247H131V246H130ZM130 247H128V249H129ZM132 247H133V246H132ZM168 247H170L169 249H173V247L171 248L170 245H169ZM201 247H204V246H201ZM0 248H2V247H0ZM9 248H10V246H9ZM22 248H23V247H22ZM31 248H32V247H31ZM33 248H35V247H33ZM54 248H55V247H54ZM91 248H92V247H91ZM106 248H107V246H106ZM106 248H105V250H106ZM115 248H117V247L115 246L114 249H115ZM159 248H161V247H157V248L155 249V250H156V253H155L156 258H158L157 255L159 254V252L162 253V251H159V250H160ZM2 249L5 250L6 248H2ZM2 249H1V250H2ZM17 249H18V248H17ZM38 249H36V250H38ZM50 249H51V248H50ZM56 249H57V247H56ZM70 249H71V247H70ZM102 249H99V250L101 251ZM110 249H111V248H110ZM148 249H149V247H148ZM148 249H147V250H148ZM158 249H159V250H158ZM164 249H166V248H163V250H164ZM180 249H181V248H180ZM192 249H194V248H192ZM192 249H191L192 252H191V251L189 252L190 256H191V253H193V250H192ZM195 249H196V248H195ZM13 250H14V249H13ZM19 250L22 251L21 248H20ZM41 250H42V247H41ZM44 250H46V249L43 248L42 251L44 252ZM48 250H49V249H48ZM58 250H59V249H58ZM81 250H82V249H81ZM90 250H91V249H90ZM92 250H93V249H92ZM107 250H108V249H107ZM107 250H106V251H107ZM115 250H116V249H115ZM115 250H114V251H115ZM125 250H127V249H125ZM125 250H123V252H125ZM129 250H130V249H129ZM166 250H168V249H166ZM201 250H202V249H201ZM201 250H200V251H201ZM2 251H3V250H2ZM6 251H8V250H6ZM6 251H4V252H6ZM10 251H12V250L10 249ZM20 251H19V253H20ZM26 251H27V250H26ZM39 251H40V250H38V252H39ZM46 251H47V250H46ZM88 251H89V250H88ZM95 251H96V250H95ZM111 251H113V249H111ZM130 251H131V250H130ZM132 251H133V250H132ZM134 251H135V250H134ZM145 251H146V250H143V252H145ZM157 251H159L158 254H157ZM171 251H172V250H171ZM206 251H208V250H206ZM218 251H219V250H218ZM28 252H29V251H28ZM49 252H50V251H49ZM53 252H54V251H53ZM86 252H87V250H86ZM98 252H99V251H98ZM116 252H117V251H116ZM127 252H128V251H127ZM136 252H137V250H136ZM136 252H134V253H136ZM138 252H139V251H138ZM195 252H196V251H195ZM197 252H199L198 249H197ZM6 253H7V252H6ZM8 253H9L8 255H10L11 252H8ZM12 253H13V252H12ZM14 253H15V251H14ZM16 253H17V254H16ZM16 253L13 254V255H16V259H14V260H16V261L18 260V261H19L18 257L20 256V254H21L22 252L19 254V256H17V255H18L17 250H16ZM23 253H24V252H23ZM23 253H22V254H23ZM39 253H42V252L40 251ZM39 253H38V255L40 256ZM77 253H78V252H77ZM80 253H81V252H80ZM87 253H88V252H87ZM103 253H104V250H103ZM112 253H113V252H112ZM117 253H118V252H117ZM117 253H116V254H117ZM125 253H126V252H125ZM167 253H169V252H167ZM215 253H216V252H215ZM34 254H35V253H34ZM45 254H46V253H45ZM64 254H65V253H64ZM100 254H101V253H100ZM130 254H131V253H130ZM189 254H187V255L189 256ZM216 254H218V253H216ZM223 254H224V253H223ZM27 255H28V254H27ZM38 255H37V257H38ZM62 255H63V253H62ZM62 255H61V256H62ZM80 255H83V254H80ZM92 255H94V254H92ZM123 255H124V253H123ZM125 255H126V254H125ZM125 255H124V257L126 258ZM127 255L129 256V253H127ZM131 255H132V254H131ZM140 255H141V252L139 253V257H141ZM155 255H154V256H155ZM165 255H166V253H165ZM165 255H164V257H165ZM195 255H196V254H195ZM212 255H213V253H212ZM219 255H220V254H219ZM219 255H218V256H219ZM4 256H7V255H5V253H4ZM25 256H26V252H25ZM41 256H43V255H41ZM59 256H60V255H59ZM61 256H60V257H61ZM100 256H101V255H100ZM132 256H133V255H132ZM142 256L144 257L145 255H142ZM151 256H152V254H151ZM166 256H167V255H166ZM190 256H189V258H188V257H186V258H188L189 260L192 259V258H194V257H192V256H191V257H192V258H191ZM200 256H201V255H199V257H200ZM207 256H208V255H207ZM207 256H206V258H207ZM0 257H2V255H1ZM7 257H8V256H7ZM9 257H12V256L10 255ZM9 257H8V258H9ZM14 257H15V256H14ZM21 257H22L23 260L25 259V258H23V256H21ZM35 257H36V256H35ZM81 257H82V256H81ZM92 257H93V256H92ZM135 257H137V258L139 259V257H138L137 255H136ZM162 257H163V255H162ZM162 257H161V258H162ZM197 257H198V256H197ZM203 257H204V256H203ZM211 257H213V256H211ZM214 257H215V256H214ZM4 258H5V257H4ZM44 258H46V256H45ZM50 258H51V256H50ZM55 258H56V256L54 257V259H55ZM71 258L73 259V257H71ZM79 258H80V257H79ZM93 258L95 259V257H93ZM114 258H115V257H114ZM114 258H113V259H114ZM121 258H122V257H121ZM127 258H128V257H127ZM152 258H153V257H152ZM204 258H205V257H204ZM204 258H203V259H204ZM220 258H221V257H220ZM5 259H6V261H7V260L10 261V260H9L10 258H9V259L5 258ZM5 259H4V260H5ZM31 259L33 260V258H31ZM38 259H41V258H38ZM59 259H60V258H59ZM63 259L65 260L66 258H65V257H62V259H60L59 261H61V260H63ZM77 259H78V258H77ZM77 259H76V260H77ZM80 259H81V258H80ZM105 259H106V257H105ZM113 259L111 258V261H112ZM117 259H118V257H117ZM138 259H134L135 262H136V260H137V263H134V260H132L133 263H134V264H138V262H139ZM142 259H143V258H142ZM150 259H151V258H150ZM197 259H198V258H197ZM203 259H202V261H203ZM222 259H223V257H222ZM222 259H220V260H222ZM11 260H12V259H11ZM20 260H21V259H20ZM36 260H37V259H36ZM42 260H43V259H42ZM46 260H47V258H46ZM69 260L71 261V259H69ZM69 260H68V261H69ZM74 260H75V259H74ZM74 260H72V261H74ZM84 260H85V259H84ZM90 260H91V258H90ZM106 260H107L108 262H110L108 259H106ZM120 260H121V259L119 258L118 262H119ZM124 260H125V259H124ZM129 260H130V259H129ZM140 260H141V259H140ZM145 260L148 261L147 263H149V260H147L146 257H145ZM165 260H166V259H165ZM192 260H193V259H192ZM192 260H190V263H191ZM194 260H196V256H195V259H194ZM200 260H201V257H200ZM207 260L209 261V260H210V257H209V259H207ZM207 260H205V261H207ZM212 260H214V259H212ZM215 260H217V259H215ZM218 260H219V259H218ZM230 260H231V259H230ZM6 261H5V263H8V261H7V262H6ZM24 261H25V260H24ZM24 261H23V262H24ZM34 261H35V260H34ZM44 261H45V260H44ZM44 261H43V263H44ZM55 261H56V260H55ZM72 261H71V262H72ZM91 261H92V260H91ZM91 261H90V263H91ZM146 261H141V262L146 263ZM185 261L187 262V260H185ZM185 261H184V262H185ZM205 261H204V262H205ZM1 262H2V261H1ZM11 262H12V264H13V261H11ZM11 262H10V263H11ZM23 262H22V263H23ZM27 262H28V260H27ZM27 262L25 261L26 264H27ZM37 262H38V261H36V263H37ZM74 262H75V261H74ZM82 262H83V261H82ZM84 262H85V261H84ZM88 262H89V261H88ZM93 262H95V260L92 261V263H93ZM97 262H98V261H97ZM105 262H106V261H104V263H105ZM115 262H116V261H115ZM121 262H122V261H121ZM121 262H120V263H121ZM125 262H127V261H125ZM130 262H131V261H130ZM188 262H189V261H188ZM192 262H193V261H192ZM209 262H210V261H209ZM25 263H23V264H25ZM33 263H35V262H33ZM43 263H42V264H43ZM69 263H70V262H69ZM95 263H96V262H95ZM95 263H93V264H95ZM120 263H119V264H120ZM133 263L131 262V264H133ZM147 263H146V264H147ZM151 263H152V262H151ZM8 264H9V263H8ZM16 264H17V263H16ZM20 264H21V263H20ZM37 264H38V263H37ZM45 264H46V263H45ZM51 264H52V263H51ZM54 264H55V263H54ZM62 264H63V262H62ZM71 264H73V263H71ZM110 264H111V263H110ZM112 264H114V263H112ZM115 264H116V263H115ZM123 264H124V261H123ZM125 264H129V263H125ZM182 264H183V263H182ZM191 264H192V263H191ZM204 264H205V263H204Z\"/></svg>",
  "mask_w": 264,
  "mask_h": 264
},
{
  "label": "snow or ice",
  "instance_id": "6c2138e0",
  "mask_svg": "<svg viewBox=\"0 0 264 264\" xmlns=\"http://www.w3.org/2000/svg\"><path fill=\"white\" fill-rule=\"evenodd\" d=\"M257 40H259L262 44H264V28L260 30L258 37H253V43H255Z\"/></svg>",
  "mask_w": 264,
  "mask_h": 264
}]
</instances>
